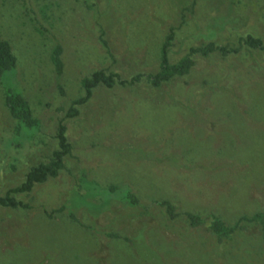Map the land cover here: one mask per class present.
<instances>
[{
    "label": "rangeland",
    "instance_id": "obj_1",
    "mask_svg": "<svg viewBox=\"0 0 264 264\" xmlns=\"http://www.w3.org/2000/svg\"><path fill=\"white\" fill-rule=\"evenodd\" d=\"M171 28L172 61L211 41L240 52L196 55L186 78L154 86L146 74ZM247 32L264 39V0H0V35L18 58L0 78V194L49 159L60 121L74 146L57 177L17 195L27 207L2 208L0 264H264L256 222L223 240L208 227L212 214L233 224L264 211V57L239 44ZM101 68L144 76L97 85L67 117ZM6 87L39 127L11 116ZM128 191L140 202L126 203ZM186 211L206 223L191 226Z\"/></svg>",
    "mask_w": 264,
    "mask_h": 264
},
{
    "label": "trees",
    "instance_id": "obj_2",
    "mask_svg": "<svg viewBox=\"0 0 264 264\" xmlns=\"http://www.w3.org/2000/svg\"><path fill=\"white\" fill-rule=\"evenodd\" d=\"M174 37V29L171 28V30L166 34L160 48L159 70L156 73L146 74L149 82L154 86H161L164 83L170 84L171 82L178 81L184 77L186 78L188 74L192 73L195 67L196 55L208 57L213 54L214 56H219V58H225L231 54L240 52V46L232 47L229 46V44H218L211 41L201 46H192L188 53L181 56L177 61H172L170 52ZM102 41L107 46V42L104 38ZM239 44L246 47L247 52H249L250 55L256 50L264 57L263 38L247 32L246 35L240 36ZM62 51L63 48L61 44L57 43L52 48L51 52V60L55 66L57 74H62L64 68ZM17 63L18 58L12 43L0 35V78H2L7 72L14 70ZM142 76H144V74L135 75L131 79H122L118 73L110 70L109 68H101L94 71L91 76L83 79L85 95L72 101V105L67 111V117L72 118L79 115V106L85 103L90 96H92L93 89L97 85L104 84L111 87L117 82L122 85L134 84L136 81L140 80ZM4 94L5 105L7 106L11 116L18 120L21 126L26 128L39 127L40 121L34 115L29 100L22 92L18 91L14 87H6ZM67 131V124L63 120L60 121L55 132L58 147L52 151L46 162L32 166L27 171L25 179L19 185L9 188L5 194H0V213L3 207H27L28 204L19 200L17 195L20 193L31 192L36 184L43 183L51 177H57L60 171L65 168L66 156L72 155L74 151V146L67 136ZM124 199L126 203H130L132 205H136L140 202L139 198L131 191L124 194ZM158 203L165 208L166 214L170 218H177L180 215L177 212L178 206L175 202L170 200H160ZM184 215L188 218L190 225L193 227L201 226L206 223L205 218H203L199 213L186 211ZM244 221L256 222L259 224L261 234L264 238V211L256 212L251 216L243 215L233 224H228L219 215L212 214L208 227L218 236L220 240H223L224 238H230L235 231L244 227Z\"/></svg>",
    "mask_w": 264,
    "mask_h": 264
}]
</instances>
